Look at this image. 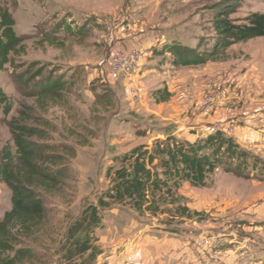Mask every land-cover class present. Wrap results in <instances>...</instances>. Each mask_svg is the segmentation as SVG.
I'll return each mask as SVG.
<instances>
[{
	"label": "rangeland",
	"instance_id": "1",
	"mask_svg": "<svg viewBox=\"0 0 264 264\" xmlns=\"http://www.w3.org/2000/svg\"><path fill=\"white\" fill-rule=\"evenodd\" d=\"M0 4L9 7L17 33L25 37L24 51L12 55L0 72V86L13 102L8 116L0 112V148L15 151L11 121L38 126L45 137L32 140L62 153L59 166L66 171L61 187L45 195L47 223L24 238V246L37 253L24 264H62L68 226L86 203H98L123 156L137 146H151L168 134L195 142L222 130L264 159V36L235 43L198 65L177 61L179 50L203 55L220 44L214 28L218 11H229L230 19L244 24L251 14L264 12V0ZM125 17L131 26L165 34L169 42L151 51L155 60L136 85L130 79L134 72L127 78L130 86L121 79L112 88L106 71L115 42L109 40ZM57 78L67 82L57 94L31 95ZM179 191V202L190 207L192 218L142 220L179 230V245L171 244L179 249L174 264H264V174L244 178L219 168L208 186L185 182ZM11 205V191L0 182V219Z\"/></svg>",
	"mask_w": 264,
	"mask_h": 264
},
{
	"label": "trees",
	"instance_id": "2",
	"mask_svg": "<svg viewBox=\"0 0 264 264\" xmlns=\"http://www.w3.org/2000/svg\"><path fill=\"white\" fill-rule=\"evenodd\" d=\"M229 11H218L214 28L222 40L203 55L179 50V63L198 65L215 58L229 46L264 36V12H256L237 24ZM25 37L15 29V19L8 6L0 4V72L11 62L12 55L24 51ZM180 49V48H179ZM67 82L58 78L42 84L34 96L54 95ZM13 109V102L0 86V112L4 117ZM15 151L8 145L0 148V182L11 191V208L0 219V264H24L37 253L24 246L49 217L45 195L57 191L65 177L64 156L49 145L32 140L43 139L45 130L38 126L10 122ZM124 163L114 171L110 187L98 203H86L80 216L68 226L61 245L62 264H94L102 249L97 229L102 227V210L114 204L129 206L140 213L152 215L168 212L180 219H190L193 212L179 202L178 189L187 182L194 187L208 186L210 178L222 168L239 177L264 174V159L244 148L233 136L217 130L195 142L168 134L151 146L140 145L122 158ZM108 173L111 171L108 169ZM169 205H173L172 208ZM174 213V214H173ZM196 213V212H195Z\"/></svg>",
	"mask_w": 264,
	"mask_h": 264
},
{
	"label": "crops",
	"instance_id": "3",
	"mask_svg": "<svg viewBox=\"0 0 264 264\" xmlns=\"http://www.w3.org/2000/svg\"><path fill=\"white\" fill-rule=\"evenodd\" d=\"M105 25L109 24L105 22ZM113 27L109 41L110 44L115 43L111 54L117 48L139 49L144 53L140 68L130 78L134 82L132 84L136 85L135 83L149 72L150 62L155 60L151 51L169 41L165 34L150 28L144 29L142 24L136 23L131 26L127 22V17L120 22V28L119 26ZM109 72L110 63L106 71V80L110 87H117L118 81L110 80ZM124 82L128 86L131 84L129 79H125ZM179 193L178 189V196ZM169 207L172 208L173 205ZM102 215L104 227L99 229L97 234L98 245L102 253L94 264H174L173 260L179 263V249L174 250L171 245L173 240L175 244L179 243V230H169L167 226L162 225L163 223L154 224L142 221L147 216L151 220L160 221L162 219L161 222H163V216L168 215L167 221L171 222L169 219H175L179 222L178 214L171 215L164 212L155 216L148 211L140 213L129 206L114 204L104 209ZM173 233L176 234L175 237L170 235Z\"/></svg>",
	"mask_w": 264,
	"mask_h": 264
},
{
	"label": "built area",
	"instance_id": "4",
	"mask_svg": "<svg viewBox=\"0 0 264 264\" xmlns=\"http://www.w3.org/2000/svg\"><path fill=\"white\" fill-rule=\"evenodd\" d=\"M142 57L143 53L139 49H115L110 57L109 79L115 82L129 78L140 68ZM132 92L137 96L135 89Z\"/></svg>",
	"mask_w": 264,
	"mask_h": 264
}]
</instances>
